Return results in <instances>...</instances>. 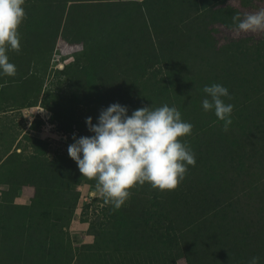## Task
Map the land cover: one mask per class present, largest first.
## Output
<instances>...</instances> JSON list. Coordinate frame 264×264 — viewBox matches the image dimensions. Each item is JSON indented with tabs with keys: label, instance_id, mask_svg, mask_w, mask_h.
I'll use <instances>...</instances> for the list:
<instances>
[{
	"label": "trees",
	"instance_id": "obj_1",
	"mask_svg": "<svg viewBox=\"0 0 264 264\" xmlns=\"http://www.w3.org/2000/svg\"><path fill=\"white\" fill-rule=\"evenodd\" d=\"M232 1L25 0L20 51L7 53L16 74L0 73V113L43 109L66 148L22 145L15 129L0 141V264H264V183L243 180L234 190L240 177L264 182V32L212 35L216 24L233 31L232 17L264 9L254 5L264 0ZM59 38L81 46L60 70L50 65ZM50 77L56 85L43 91ZM212 84L226 87L231 98L222 99L234 106L227 132L202 108ZM114 103L129 116L175 107L193 126L182 142L195 166L175 190L133 188L118 210L94 197L80 208L93 240L75 246L68 230L79 188L96 182L67 149L74 136L94 135L86 119L97 124ZM25 188L33 190L27 205L17 201Z\"/></svg>",
	"mask_w": 264,
	"mask_h": 264
},
{
	"label": "clouds",
	"instance_id": "obj_2",
	"mask_svg": "<svg viewBox=\"0 0 264 264\" xmlns=\"http://www.w3.org/2000/svg\"><path fill=\"white\" fill-rule=\"evenodd\" d=\"M25 0H0V73L13 77L16 67L9 62L8 51H20L19 27L26 18ZM236 33L264 32V9L232 17ZM202 100L205 112L213 111L227 132L234 106L222 97L228 89L220 84L205 86ZM91 137H80L68 146L82 177L96 182L98 195L114 209H120L131 190L146 183L152 189L175 190L185 178L195 156L182 139L191 134L192 124L181 118L175 107H142L128 115L126 106L114 103L102 109L97 124L86 119ZM249 264H259L253 257Z\"/></svg>",
	"mask_w": 264,
	"mask_h": 264
},
{
	"label": "rangeland",
	"instance_id": "obj_3",
	"mask_svg": "<svg viewBox=\"0 0 264 264\" xmlns=\"http://www.w3.org/2000/svg\"><path fill=\"white\" fill-rule=\"evenodd\" d=\"M233 1L231 0L230 3ZM255 6L258 5V8H261L264 6V2H255ZM214 30H219V32H214L212 35L215 38L220 39V41H227L229 39H237L241 38V36L246 35L248 33H236L234 31H228L227 29H223L222 26L216 24ZM81 46H71L67 43H65L62 39H58L54 51L52 53L50 65L54 69H62L63 66L69 62H71L73 59L71 55L74 53L80 51ZM56 83L54 81V77H50L44 81V84L42 86L43 91L46 89H51L55 87ZM77 87V85H75ZM16 91L18 88L16 87ZM49 116L50 114L43 109H40L39 107L34 108H26V109H14L11 111H7L5 113H0V141L1 140H7L8 134L13 129L17 130L18 133V140H20V143L22 145H29L30 143H37L41 144L44 142L48 143V148L51 149V151L54 150H61L66 148L65 144V136H63L56 127V124H51L49 122ZM41 120L42 124L39 125V128L36 130L30 129V124L35 120ZM17 140V141H18ZM17 141L13 144L11 149L15 147L17 144ZM241 180L237 183V188L234 190L243 189L244 187H247L248 184L242 186L241 181H247L255 183H260V187L262 188V184L264 182H261L260 180H256L257 176L252 175V177H240ZM4 189L5 187H1ZM80 191V200L78 203L77 208V214L75 213L74 219L72 220L70 227H69V234L71 237H73L74 242L76 243L75 246H80L83 243H90L93 238L84 235V231L86 229V225L81 222L85 219L84 216L80 215V208L82 209L86 203H89L94 197H98V193L95 187H89L88 185H84L79 188ZM33 190L30 188H25L23 190V193L21 194V197L17 200L20 203H28L30 201V197L32 196ZM242 197V196H241ZM243 199V198H242ZM253 200L258 204L257 206H261L260 201H258L257 197H254ZM255 202H252V200L249 199V206L252 207ZM91 210V208L89 209ZM93 212V211H92ZM92 212H89V217L91 216ZM177 264H186L184 259L178 260Z\"/></svg>",
	"mask_w": 264,
	"mask_h": 264
},
{
	"label": "crops",
	"instance_id": "obj_4",
	"mask_svg": "<svg viewBox=\"0 0 264 264\" xmlns=\"http://www.w3.org/2000/svg\"><path fill=\"white\" fill-rule=\"evenodd\" d=\"M29 203V202H28ZM28 203H25L26 205L28 204ZM21 204H24V203H21ZM90 237V236H89ZM185 261V260H184Z\"/></svg>",
	"mask_w": 264,
	"mask_h": 264
}]
</instances>
